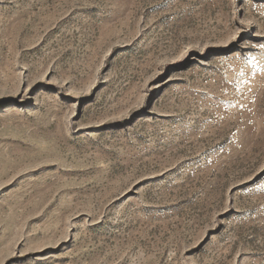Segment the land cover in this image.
Segmentation results:
<instances>
[{
	"label": "rangeland",
	"instance_id": "obj_1",
	"mask_svg": "<svg viewBox=\"0 0 264 264\" xmlns=\"http://www.w3.org/2000/svg\"><path fill=\"white\" fill-rule=\"evenodd\" d=\"M0 264H264V0H0Z\"/></svg>",
	"mask_w": 264,
	"mask_h": 264
}]
</instances>
